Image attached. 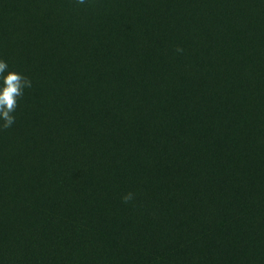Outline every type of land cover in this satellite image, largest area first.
<instances>
[{
  "label": "trees",
  "instance_id": "trees-1",
  "mask_svg": "<svg viewBox=\"0 0 264 264\" xmlns=\"http://www.w3.org/2000/svg\"><path fill=\"white\" fill-rule=\"evenodd\" d=\"M0 59V264H264V194L213 185L264 145V0H0Z\"/></svg>",
  "mask_w": 264,
  "mask_h": 264
},
{
  "label": "rangeland",
  "instance_id": "rangeland-1",
  "mask_svg": "<svg viewBox=\"0 0 264 264\" xmlns=\"http://www.w3.org/2000/svg\"><path fill=\"white\" fill-rule=\"evenodd\" d=\"M256 104L257 107L264 105L261 103ZM253 118L254 113L250 115L247 123L242 120L238 126L231 127L229 134L224 136L225 140L220 141V146L223 147L220 154H223L228 160L227 166L234 165V167L229 177L221 178L213 184L217 185L216 187H221L219 190L221 194L227 193L228 196L231 194V197L226 199L228 202L230 200L239 206L241 204L243 206L245 199L247 201H251L252 198L258 200L264 194V145H254V137L257 135L255 123L259 118L256 116L254 118L255 122H253ZM238 148L241 151V156L233 154ZM143 156L140 155V158ZM220 200L219 196H216L213 201L218 203ZM117 222L121 223L120 220H117ZM124 224L129 228L131 220L129 219ZM200 224H203V221ZM163 233L160 231L159 234ZM136 253L135 258H140V246L139 251Z\"/></svg>",
  "mask_w": 264,
  "mask_h": 264
},
{
  "label": "clouds",
  "instance_id": "clouds-1",
  "mask_svg": "<svg viewBox=\"0 0 264 264\" xmlns=\"http://www.w3.org/2000/svg\"><path fill=\"white\" fill-rule=\"evenodd\" d=\"M76 3L83 5L86 0H76ZM178 52L182 49H177ZM31 80L15 71L9 69L8 63L0 59V129L7 130L15 123L13 115L18 107V101L23 97L24 90L31 88ZM133 199V193L122 197L124 203Z\"/></svg>",
  "mask_w": 264,
  "mask_h": 264
}]
</instances>
